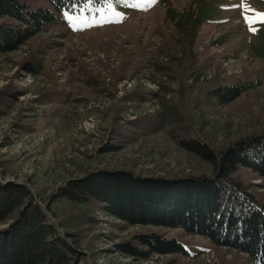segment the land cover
Wrapping results in <instances>:
<instances>
[{"label": "rangeland", "instance_id": "1", "mask_svg": "<svg viewBox=\"0 0 264 264\" xmlns=\"http://www.w3.org/2000/svg\"><path fill=\"white\" fill-rule=\"evenodd\" d=\"M21 1L52 11L45 0ZM199 3L208 16L193 38L169 15L199 12ZM261 13L264 0H112L110 8L57 13L0 54V180L27 187L79 264H254L179 227L130 226L95 201L56 197L67 181L96 171L211 176L213 167L180 140L218 155L264 133ZM5 23L18 25L0 17ZM237 84L250 88L230 104L215 102L213 90ZM233 177L264 207V179L243 168ZM150 234L175 239L186 255L134 260L119 252Z\"/></svg>", "mask_w": 264, "mask_h": 264}, {"label": "trees", "instance_id": "2", "mask_svg": "<svg viewBox=\"0 0 264 264\" xmlns=\"http://www.w3.org/2000/svg\"><path fill=\"white\" fill-rule=\"evenodd\" d=\"M45 1L52 11L34 9L21 0H0V17L18 24H0V54L15 52L41 32L44 24L53 22L57 13L71 14L86 6L103 5L87 0ZM198 7L201 10L204 5L199 3ZM188 9L183 17L169 18L180 24L183 34L190 27L193 37L208 10ZM249 88V84L220 87L211 95L217 104L227 105ZM178 145L210 164L213 175L171 179L96 171L67 181L56 198L64 197L74 204L95 201L107 215L130 226L179 227L187 235L208 238L216 247L237 250L254 264H264V207L233 177L243 168L264 179V133L237 142L218 155L191 138L180 140ZM134 240L138 246L119 248L134 260H148L152 255H186L182 245L172 238L150 234L136 235ZM79 260L80 254L57 232L27 187L0 180V264H79Z\"/></svg>", "mask_w": 264, "mask_h": 264}, {"label": "snow or ice", "instance_id": "3", "mask_svg": "<svg viewBox=\"0 0 264 264\" xmlns=\"http://www.w3.org/2000/svg\"><path fill=\"white\" fill-rule=\"evenodd\" d=\"M112 0H87V3L94 4V3H103L104 5L111 7ZM97 11H100V9H97ZM262 19L261 22L264 23V13L258 14ZM245 22H247V18L245 17ZM251 30V29H250Z\"/></svg>", "mask_w": 264, "mask_h": 264}]
</instances>
